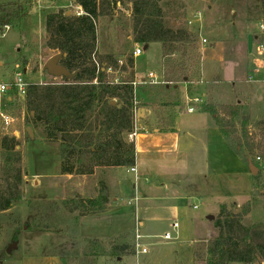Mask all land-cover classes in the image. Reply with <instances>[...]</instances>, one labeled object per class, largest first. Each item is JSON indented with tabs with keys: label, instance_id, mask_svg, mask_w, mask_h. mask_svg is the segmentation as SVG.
<instances>
[{
	"label": "rangeland",
	"instance_id": "1",
	"mask_svg": "<svg viewBox=\"0 0 264 264\" xmlns=\"http://www.w3.org/2000/svg\"><path fill=\"white\" fill-rule=\"evenodd\" d=\"M2 1L0 0L1 3H5ZM30 2L31 10L38 9V0H30ZM77 5L75 1L72 6L68 5L62 8L51 9L50 12L45 13V16L43 14L41 17L36 13V16L31 17V19L29 18V22L24 26L26 33L22 38L21 44L19 42V33L16 29L7 32L6 35H3V31L0 30V61L3 62L0 65V82H13L18 71L24 72L25 78L29 83L42 84L62 81L63 77H53L44 70L47 60L58 52L51 50L47 46L46 17L49 13L60 10L74 14L76 10L75 6ZM161 6L167 24L174 23L175 26L184 28L191 33V42L179 45L178 50L173 55L164 58V62L166 59L172 60L177 64L183 63L184 67L192 75L191 80L194 81L191 87L194 88L193 91L195 92H192V94L202 98L204 105L234 102L233 96L227 91L228 89H224L225 87H217L213 86V84L206 85L201 82L202 80L200 81L201 66L203 68V75L211 81L220 80L219 75L222 73H224L223 77L225 80L234 78L232 60L238 62L240 67L246 68L248 64V38L249 35L253 36L260 31V24L264 19V0L162 1ZM198 12L201 13V17L198 16L201 19L196 17ZM44 17L45 22H43ZM190 21L193 23H190ZM131 23L132 13L130 5L122 7L118 3V6H114L110 16L99 17L98 52L100 54H115L121 60H126L136 46L139 45L142 47L144 53L142 52L143 55L137 59L138 71H145L147 73L153 71L158 73L161 70L164 79H166L165 67L159 70L162 63V54H164L162 53V45L154 43L150 47H144L141 44L134 43ZM204 39L207 40V43H204ZM19 44L20 50L18 51ZM220 57L222 61L218 63L217 61ZM225 63H228V65ZM25 68H28V72L24 71ZM113 74L117 78L128 76V74L121 72ZM250 77L248 76L247 79L249 80ZM134 79L136 80L135 77ZM196 86L197 89H195ZM137 87L139 85L135 87V92L139 94L140 90ZM239 94H242V92ZM176 98H180L181 102L183 100L180 93ZM4 100L7 103V100ZM6 109L21 119L18 123L20 132L18 149L22 154L24 175L22 190L24 197L11 211L16 215H21L20 221L16 222L15 217L8 218V216L0 215V258H8L3 264H18L16 257L19 258L24 255V247L28 244V241L35 238L34 236L37 232L42 233L41 231H44V228L39 226V224L47 223L46 215H44L46 209L50 212L51 218L49 223H47L50 226L46 228L48 231L49 229L53 231L54 234L50 236L44 235L40 240L38 239V249L40 250H33L32 252L43 253L44 249L54 242L60 244V249L62 248V250L69 252L67 255L71 258L70 260H75V263L71 261L72 264H120L116 255L110 254L112 251L111 244H115L117 240L127 245L126 256L132 255L135 230L139 225L136 219L132 221L131 215L127 214L128 223L125 226V230L120 232V235L97 239L98 243L95 244L89 243L88 237L87 240H85L86 238H81V242L77 241L76 238L72 237L74 231L70 230L75 224V220L81 219L82 215L89 214L95 210H106L116 205L114 196L118 192L115 184L120 176L113 173L111 168L100 167L96 169L95 174L86 175V177L84 175H73L67 181L65 178H54L55 175L61 174L62 169L61 142L47 140L44 128L41 125L28 122L30 115L26 107L25 98L8 104ZM161 110L164 109L162 108ZM170 120V117H165V121L170 122ZM29 128H31L32 134L28 132ZM248 128L252 132L256 131L255 125L253 123L250 124V119L248 121ZM129 139L133 140L130 136ZM225 159L226 163L222 165V170L226 172L239 171L235 160L227 156ZM250 160L255 165L259 164L252 158ZM48 175L50 177L46 178L45 176ZM122 176L127 177L128 175L125 172ZM252 180V194L249 201L242 203L243 200H235L228 196L222 199V206H226L233 213H239L246 207L250 208V213L243 219V222L248 226L258 222L264 223V169L254 174ZM56 182H59L58 187H56ZM241 182V186L247 185L245 178H242ZM223 187V192H226L227 189ZM79 193L83 200L94 198L96 200L94 206H91L87 201H80ZM239 193L243 194L242 191ZM104 196L108 197V201H104ZM66 199L76 201L72 205L75 207L73 211H69L63 204ZM190 203L201 204V201L192 199ZM126 205L127 202L125 201L121 207H126ZM209 206L206 203L205 205H201L200 209L193 210L192 212L201 214L202 218L208 220L209 224V219L206 218L204 213L205 208L209 209ZM31 212H37V215L30 221L28 216ZM40 213L42 214L40 215ZM94 214L95 212L90 214L91 217H88L92 219V222H95V217H92ZM213 216L214 218H211V222L214 224L220 216V211ZM55 219L56 221H54ZM88 222L90 221L88 220ZM15 227L18 230L17 240L19 249L13 250L12 254L8 255L6 249L14 239L13 230ZM210 227L213 229L211 225ZM57 228L58 230H55ZM214 231H217V229L215 228ZM140 232L147 235L142 230ZM209 234L210 231H206V229L202 232V236L204 237ZM69 235L71 236V240L68 238ZM205 239L200 238L201 241L195 242V244H198L196 249L197 264H206L205 261H207L205 259L203 262L201 261L202 257L205 256L204 246L207 244ZM84 240L85 242H82ZM164 241L166 240L162 238H146L145 244L149 247L150 252L147 255L138 257L140 264H146L147 262L150 264L149 259L154 257L157 250L161 248L158 245ZM176 242L175 239L168 241L169 244H176ZM90 244L93 251L88 250L87 255L83 256L85 249L87 250ZM95 248H103L105 250L104 254H100L102 252L98 250L95 252ZM136 260L137 258L135 257L133 262ZM259 263L257 261L254 264Z\"/></svg>",
	"mask_w": 264,
	"mask_h": 264
},
{
	"label": "trees",
	"instance_id": "2",
	"mask_svg": "<svg viewBox=\"0 0 264 264\" xmlns=\"http://www.w3.org/2000/svg\"><path fill=\"white\" fill-rule=\"evenodd\" d=\"M162 1L180 0H76L83 14L60 10L47 15V46L64 54L61 63L75 73V77L30 83L25 101L30 115L28 122L41 125L47 140L61 142V174L93 175L100 167L135 166L136 144L129 139L135 130L138 108L132 84L135 57L132 52L120 64L117 55L98 52V19L110 16L118 3L122 7L130 5L133 42L144 47L160 43L163 58L169 57L179 45L191 42V33L174 23L167 24ZM23 21L22 4H0V30L6 26H21ZM164 67L165 85L174 86L192 78L183 63L165 59ZM109 70L128 76L116 81L117 77ZM205 111L214 117L220 132L240 156L246 160H255L258 154L264 156V121L256 126V131H250L249 118L240 103L208 104ZM18 146V138L3 136L0 132V215L15 217L16 222L20 221V214L5 213L24 197L22 154ZM83 201L91 206L96 203L94 198ZM104 201H108L107 196ZM75 202L66 199L63 204L73 211ZM249 213V207L239 213L221 207L215 221L219 235L207 243L206 264L264 262V223L246 225L243 219ZM13 231V240H17L16 227ZM89 241L98 243L97 239ZM91 244L84 254L93 251ZM133 248L134 244L132 254L135 253ZM97 250L102 255L105 252L103 248H95V252ZM111 250L110 254L116 258L127 255L124 243L111 244Z\"/></svg>",
	"mask_w": 264,
	"mask_h": 264
},
{
	"label": "crops",
	"instance_id": "3",
	"mask_svg": "<svg viewBox=\"0 0 264 264\" xmlns=\"http://www.w3.org/2000/svg\"><path fill=\"white\" fill-rule=\"evenodd\" d=\"M75 1L38 0V9L31 10L30 0H3L2 2L5 3L0 2V4L20 3L24 9L23 24L15 27L10 26L9 29L4 28L3 35L16 29L21 44L26 33L24 26L31 17L36 16V13L40 17L43 14L45 16L51 9L72 6ZM75 7L74 14H77L82 8L78 5ZM43 22H45V17ZM247 43V69L240 67L238 62L232 60L234 78L225 80L224 73H222L219 75L220 80L211 81L203 75L201 66L200 81L202 80L201 82L206 85L213 84V86H222L225 87L224 89H228L227 91L230 92L235 101L226 103H240L244 107L246 115L249 116L250 124L253 123L256 127L264 121V50L260 51L258 48L260 43L264 44V34L258 31L253 36L249 35ZM137 59L138 57L135 58L134 72L136 80H139L146 77L148 73L138 71ZM221 61L220 57L217 62L221 63ZM2 64L3 62L0 61V65ZM225 64L228 65V63ZM163 67L164 58L162 54L159 70ZM24 71L28 72V68H25ZM157 74L164 78L161 70ZM248 76L252 78L250 77L248 80ZM192 84L194 81L188 80L180 81L174 86L144 83L137 87L140 90L139 94L135 92L136 104L138 105L135 121L137 135L133 138L136 144L135 166L137 173L130 172L129 168L111 167L113 173L120 176L115 184L118 192L114 196L116 205L106 210L92 211L91 213L95 212L92 215L95 217V222L88 218L91 217V213L82 215L81 219L75 220V224L70 230L74 231L72 237L76 238L77 241L81 242V238L87 240V237L89 239H101L107 236L120 235L128 223V214L131 215L132 221L133 219L138 221L140 230L149 236H162L171 232L176 237V244H169L168 241H164L158 245L161 248L157 250L153 258L149 259L150 264H197L196 249L198 244L195 242L201 241L200 238H206L205 241L208 243L209 240L219 235V229L215 223L211 222V216L219 213L223 203L222 199L228 196L235 200H243L242 203L250 200L252 177H254L249 165L251 160L250 158L244 159L229 145L215 124L214 117L205 111L207 104L195 105L196 110L194 112L188 110L194 104L189 100L195 97L192 94L195 92L193 91L194 88L191 87ZM240 92L242 94H239ZM179 93L182 95V102L180 98H176ZM162 108L164 110H161ZM165 117H170V122L165 121ZM226 156L237 162L239 171L226 172L221 169L222 165L226 163ZM256 166L258 173L262 168L259 164ZM125 172L128 176L121 177ZM45 177L48 178L50 175ZM72 177L71 174H59L55 175L54 178H65L67 181ZM242 178H245L246 186H241ZM58 186L59 182H56V187ZM223 186L227 189L226 192H223ZM241 191L242 195L239 193ZM138 192L140 194L139 200L130 204L129 202L137 196ZM192 199L200 200L201 204L190 203ZM122 201L127 202L126 207H121ZM206 203L210 205V208H205L204 212L206 218L209 219V224L208 220H204L201 214L192 212L200 209L201 205ZM238 206L240 205L238 204ZM12 209L6 211L5 214L12 213ZM35 215L37 212L29 213L28 219L31 221ZM44 215H46L45 218L49 223L51 218L47 209ZM175 221L179 223L178 230L172 228ZM47 223L39 224L44 228V231H41L42 233L35 232V238L29 240L24 247V255L19 258L16 257L18 264H72L71 261L75 263V260H70L71 258L67 255L69 252L60 249V244L54 242L45 248L43 253L32 252L33 250H40L38 249V239L40 240L44 235L54 234L53 231L50 229L48 231L46 228L50 226ZM215 228L217 231H214ZM205 229L206 231L209 230L210 234L204 237L202 232ZM68 238L71 240L70 235ZM120 243L116 240L115 244ZM57 248L59 249L57 250ZM204 253L202 262L208 258L207 244L204 246ZM7 259L0 261V264H3ZM134 259L133 253L129 256L118 257V262L120 264H132Z\"/></svg>",
	"mask_w": 264,
	"mask_h": 264
},
{
	"label": "built area",
	"instance_id": "4",
	"mask_svg": "<svg viewBox=\"0 0 264 264\" xmlns=\"http://www.w3.org/2000/svg\"><path fill=\"white\" fill-rule=\"evenodd\" d=\"M83 9H80V11L77 13V15L83 14ZM201 17V13L198 12L196 14V17ZM198 17V18H199ZM201 19V18H199ZM190 23H193L190 21ZM10 26H6L5 29H9ZM260 33L264 34V19L261 21L260 24ZM204 43H207V40L204 39ZM258 48L260 51L264 50V44L260 43L258 45ZM142 47L137 45L136 48L133 50L134 57H139L142 55ZM123 63V60L120 61V64ZM109 72H112V70H109ZM118 73V72H115ZM119 78H116V81H118ZM149 83V84H166V81L163 77L158 75L155 72H150L147 74L146 77L141 78L139 80H134L132 82L134 88L140 84ZM30 83L26 80L24 72L18 71L15 75V79L13 82H0V132L3 136H15L16 138L19 137L20 132L18 129V123L21 120L19 117L15 116L13 113L8 111L6 107H8V104H12L14 101H20L26 98L27 96V90ZM21 98V99H20ZM7 100V103L5 100ZM191 103H194L192 106L189 107L190 112H194L196 110L195 105L197 104H203L202 98L195 96L189 99ZM136 118H137V112H136ZM137 135L136 127L134 132L130 134V137L133 139ZM19 139V138H18ZM255 160L261 165V168L264 169V157L262 155H258L255 157ZM130 172L137 173L136 166L129 168ZM139 192L137 193V196L133 198L132 202H137L139 200ZM195 208L197 206L195 205ZM139 225V224H138ZM172 228L174 230L179 229V223L177 221L173 222ZM146 238H162L166 241L174 240L176 237L171 234V232H167L162 236H149L142 234L140 232V228L138 227L135 230V239H134V248H135V257L137 260L133 262L132 264H140L138 261V257L141 255H147L150 252L149 247L145 244ZM255 262L249 263L254 264ZM259 264H264V262H260Z\"/></svg>",
	"mask_w": 264,
	"mask_h": 264
},
{
	"label": "water",
	"instance_id": "5",
	"mask_svg": "<svg viewBox=\"0 0 264 264\" xmlns=\"http://www.w3.org/2000/svg\"><path fill=\"white\" fill-rule=\"evenodd\" d=\"M64 57V54L61 52L56 53L55 55L51 56L47 62L44 65V70L47 71V73L53 77H63L68 79H73L75 77V73H72L69 71L66 66H64L61 63L62 58ZM113 104L116 103V101L112 102ZM29 133L32 134L31 128L28 129ZM250 169L254 174L257 173L258 169L257 166L250 161L249 163ZM211 218H214V216H211ZM18 248V241L12 240V242L8 245L6 249L7 254H12L13 250H16Z\"/></svg>",
	"mask_w": 264,
	"mask_h": 264
}]
</instances>
